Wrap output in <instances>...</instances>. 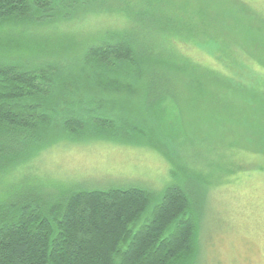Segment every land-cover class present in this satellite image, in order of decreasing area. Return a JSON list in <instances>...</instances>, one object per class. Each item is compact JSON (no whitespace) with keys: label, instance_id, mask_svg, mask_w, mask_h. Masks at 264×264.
Returning a JSON list of instances; mask_svg holds the SVG:
<instances>
[{"label":"trees","instance_id":"16d2710c","mask_svg":"<svg viewBox=\"0 0 264 264\" xmlns=\"http://www.w3.org/2000/svg\"><path fill=\"white\" fill-rule=\"evenodd\" d=\"M126 1L128 5L122 7ZM221 3L238 8V13L260 25L255 31H264V16L259 11L239 0ZM94 4L83 0H0V28L32 22L36 15L41 23L70 24L96 9L117 13L125 24L124 30L109 32L85 46L81 71L88 74V80L70 83L69 88L75 90L67 89L61 68L55 65L34 68L10 59L0 61L1 180L10 179L42 152L67 143L105 141L158 148L169 162L177 159L167 152L166 143L155 145L137 118L110 114L103 102L91 99V92H86L95 85L91 79L100 81V88L113 84L114 88L145 87L148 73L144 69L151 57L176 58L189 67L178 68L185 76L200 79L196 76L199 72V88H232L237 93L252 88L255 99L264 89V70L256 72V81L244 77L246 72L240 73L237 67L250 69V65L239 64L235 58L241 54L233 51L227 39L210 36L213 26L209 23L222 19L203 21L208 22L204 44L188 43L179 37L185 29L177 31L167 25L170 17L159 7L156 10L150 0H94ZM197 14L201 17L204 12L198 9ZM173 42L198 48L206 62L211 61L210 53L220 54L232 61L222 64L233 67L234 74L223 76L207 68L204 74V67L198 64L200 70L190 69L195 63L173 51ZM162 68L168 70L170 65ZM164 77L156 76L154 88L171 87V79L166 83ZM191 173L203 181L202 190L196 188L192 193L170 186L157 196L148 188L69 190L57 182L51 190L44 189V194L24 191L0 199V264H199L208 182L203 174Z\"/></svg>","mask_w":264,"mask_h":264},{"label":"rangeland","instance_id":"374dc122","mask_svg":"<svg viewBox=\"0 0 264 264\" xmlns=\"http://www.w3.org/2000/svg\"><path fill=\"white\" fill-rule=\"evenodd\" d=\"M83 1L94 4V0ZM239 1L264 16V0ZM150 3L170 17L167 25L171 28L185 29L179 37L188 43L204 44L208 40V22L203 21L222 19L209 23L213 26L210 36L227 39L233 51L241 54L235 58L239 64L250 65V69L237 67L240 73L246 72L244 77L251 81L258 80L256 72L264 70V31H255L260 25L238 13V8L221 0H150ZM198 9L204 12L201 17ZM37 17L32 22L0 28V61L10 59L34 68L55 65L61 68L64 83L71 90L75 89L69 88L70 83L88 80V74L81 71L85 46L93 39H103L109 32L125 29L117 13L97 9L70 24L41 23ZM196 27L200 34H193L197 33ZM220 42L225 44L223 40ZM170 46L192 59L195 64L190 69L200 70L198 64L204 67V74L205 68L223 76L234 74L233 67L224 65L232 61L220 54H207L211 61L206 62L196 47L187 48L178 42ZM174 59L151 57L149 70L144 69L148 73L145 87L114 88L113 84L100 88V81L91 79L95 85L86 92H91V99L103 102L110 114L137 118L155 145L166 143L167 152L177 159L169 162L158 148L105 141L67 143L42 152L10 179H0V199L24 191L44 194L57 182L69 190L138 187L148 188L159 196L167 187L180 186L193 193L203 189V181L191 173L199 172L208 182L199 236V264H264V89L259 90L255 99L252 88H246L249 90L245 93L232 88H199L196 81L202 80L200 73L196 75L200 79L185 76L178 68L188 66ZM165 65L170 68H162ZM155 75H165L166 83L171 79V87L154 88ZM143 136L148 138L146 134Z\"/></svg>","mask_w":264,"mask_h":264}]
</instances>
